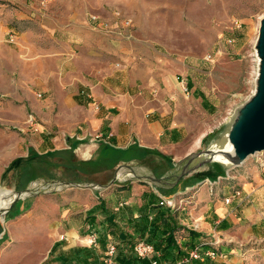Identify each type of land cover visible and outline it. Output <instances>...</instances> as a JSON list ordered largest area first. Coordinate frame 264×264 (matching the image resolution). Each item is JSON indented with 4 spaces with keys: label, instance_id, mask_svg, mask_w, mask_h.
<instances>
[{
    "label": "crops",
    "instance_id": "obj_1",
    "mask_svg": "<svg viewBox=\"0 0 264 264\" xmlns=\"http://www.w3.org/2000/svg\"><path fill=\"white\" fill-rule=\"evenodd\" d=\"M16 18L20 28L17 32L15 28L10 29L8 19H0V47L10 36L15 37L14 42H8L10 49L5 48L0 54V96L10 99L7 109L10 113L2 120L25 129L27 119L33 116L37 126L27 127V131H34L36 135L27 153L20 154L22 147L6 144L3 147L5 158L0 159L3 181L10 164L16 159H27L32 151L39 155L73 151L78 161L99 163L101 169L95 173L110 176L109 182L121 166L133 167L140 176L152 175V172L160 176V170L166 168L161 175L164 177L189 155L208 147L212 135L219 130L217 118L205 115H215L216 109L201 88L188 83L186 93L185 87H178L176 72L169 68V62L160 56L153 43L93 40L87 36L88 31L74 30L78 18L72 10H67L66 3L49 20L23 13ZM15 72L16 78L11 76ZM96 135L103 138L92 141ZM103 153L116 156V161L105 160ZM214 166H204L179 184L184 183L186 190L193 189L199 186L194 181L210 180L211 175L218 173L223 177L227 175ZM246 186L242 193L245 198L250 194ZM173 189H160L148 182L133 180L130 171L123 168L121 180L114 185L81 194L88 196L92 204H87L88 213L81 225L76 220L69 221L63 241L58 239L63 231L56 226L55 199L41 197L31 207L25 203V211L17 207L16 213L20 215L8 220V226L0 229L1 241L12 244L11 253L4 250L0 262L26 264V257L40 256L42 251L35 247V242L39 239L41 223L47 224L46 234L52 240L46 264H64L52 262L50 254L56 244H60L56 255L80 248H95L100 255H107L109 244L115 243L120 249L122 241L134 235L133 229L126 226L127 220L141 215L151 195H157L159 204L160 196L168 198ZM201 189L198 197L207 192ZM181 193L184 194L178 192ZM70 202L81 201L72 199ZM206 204L196 217L194 228L198 229L190 228V237L183 242L178 240L176 232L177 242L182 248L189 242L190 250L202 243L207 244L205 249L214 250L222 242L219 247L225 254L216 264H224L225 258L239 248L234 243L242 240L236 236L237 231L252 212L241 203L231 207L221 202L212 205L209 200ZM124 207H130L132 214L125 216V222H118L121 226L116 236L107 233V218ZM92 211L96 216L94 225L88 219ZM29 218L32 222H25ZM177 221L183 228L185 222ZM93 234L99 241L96 247L91 245ZM103 234L107 239L104 245L100 242ZM94 264H105V258Z\"/></svg>",
    "mask_w": 264,
    "mask_h": 264
},
{
    "label": "rangeland",
    "instance_id": "obj_2",
    "mask_svg": "<svg viewBox=\"0 0 264 264\" xmlns=\"http://www.w3.org/2000/svg\"><path fill=\"white\" fill-rule=\"evenodd\" d=\"M64 3L67 10H72L78 18L76 25L73 26L74 30L88 31L87 36L93 40L105 43L107 40L121 43L151 42L156 45L160 56L166 59L169 68L176 72L174 77L178 79L175 80L178 87L188 88V83L193 87H200L215 107V115L202 112L211 119L216 117L220 125L219 130L212 135V139L223 132L235 109L254 93L258 65L254 47L259 34L260 21L264 18V0H0V19H8L10 29L15 28L17 32L20 28L14 19L20 14H29L37 18L43 16V20H49V17H54L57 9H60ZM94 17H97V21L93 20ZM235 21L243 25L242 29L233 31ZM125 22H130V25L127 26ZM229 38L235 39L233 45L228 43ZM8 42L0 47V54L5 48L10 49L11 44ZM138 49L143 51L142 48ZM116 66L119 67V64ZM11 76L16 78L17 73H12ZM9 104L8 96H0V159L5 158L2 151L5 144L9 147H22L20 153L22 154L27 153L32 147V141H35L33 138L35 132L27 130L36 128L37 125L30 127L26 122L23 129L2 120L6 113H10L7 110ZM263 159L264 153L250 157L241 167L229 173L233 177L232 180L219 179L220 173H218L210 180L202 178L194 181L193 183L197 182L199 185L196 188L186 190L184 183H181L171 190L170 194L174 195L170 197L168 194V199L178 200L177 207L171 210L180 223L185 222L183 228L177 232L178 240L183 242L184 238L189 239L190 228L198 229L194 228L196 217L206 208L207 201L210 200L212 205L221 202L231 207L241 203L244 209L252 213L243 219L240 231H237L236 236H240L242 242L235 240L234 243H237L239 248H235L234 252L225 258L224 264H264V216H262L264 215V167L260 166ZM76 161L79 164L85 163ZM57 163L58 160L51 159L49 166L40 167L37 170V179L25 188L19 183V180L24 182L20 179L21 171L10 172L4 181L0 176V188L10 191L12 201L16 193L28 187L34 190L46 188L47 191L29 195L16 202L4 220L0 218V229L8 226V220L20 215V212L16 213L17 207L25 211V203L31 207L33 202L41 197L55 199L56 226L63 231L62 235L58 236L59 241H63L62 236L68 230L69 221L76 220L81 225V220L88 213L87 204H92L88 196L81 194L92 190L86 186L108 184L110 176L96 174L95 172L101 169L100 166H86L91 174L76 177L65 168L55 167ZM214 167L219 168L218 165ZM165 170L166 168L160 170L161 175ZM151 174L157 178L162 177L153 172ZM52 181L83 187H54L50 183ZM245 185L250 193L247 198L241 195L235 202L230 204L225 202V199L233 193V188L240 189L243 193ZM200 187L201 190L207 191L205 197L204 195L198 197ZM179 191H183L184 194H178ZM72 199H79L81 202H70ZM68 212V216L64 218ZM210 212L211 209L208 210V214ZM25 222L31 223L32 219H26ZM46 227L47 224H40L39 239L35 242V247L42 251L41 255L26 257V264L47 263L52 240L46 234ZM189 244V242L184 244V251H190ZM219 245L217 248L214 247L218 256L212 261L213 264L225 254L220 250ZM31 246L26 244L28 248H32ZM11 248L12 244L6 240L1 241L0 237V255L7 249L8 253H11L9 250Z\"/></svg>",
    "mask_w": 264,
    "mask_h": 264
},
{
    "label": "trees",
    "instance_id": "obj_3",
    "mask_svg": "<svg viewBox=\"0 0 264 264\" xmlns=\"http://www.w3.org/2000/svg\"><path fill=\"white\" fill-rule=\"evenodd\" d=\"M111 155V153H103L102 156L105 160L110 159L115 162L116 156ZM159 156L164 158L161 154H159ZM51 159L58 160L59 163L55 164V167L65 168L76 177L88 175L89 173L91 174L87 167L99 166V163L93 162L79 164L76 161L73 151H58L47 153L45 155H39L32 151L27 159L14 160L7 169L6 175L12 171H21L22 174L20 179L24 180V182L22 183V181L20 182L19 180V183L25 188L30 182L37 179V170L40 169V167L49 166L51 164ZM6 175H4V180L7 177ZM211 176L214 177V175ZM157 201V195H151L150 200L143 207L141 215L136 219L130 217L127 220L126 226L133 229L134 235L126 237V239L122 241V245L120 249L117 250L114 259L115 264H150V259H139L134 254V246L140 241L155 246L156 250L161 253L162 259L167 261L176 262L188 256V252L184 251L177 242L176 232L182 227L179 226L174 212L170 208L161 207ZM132 211L133 210L130 207H124L120 209L118 214H112L113 216L110 215V217L107 218V233L116 236V230L121 226L119 223L123 221L125 222V216H130ZM94 213L95 212L92 211L88 216L90 223H92L91 225L96 223V216ZM104 229L102 225V230ZM190 233L191 235L194 234L193 231H190ZM103 236L104 238L100 241L102 245L105 243L107 244L106 236L104 234ZM99 239H101V237ZM59 248L60 244H56L52 249L50 254V256L53 257L52 262L56 261L64 264H94L103 257L105 258L106 264L107 255H103V253L100 255L95 248H80L69 254L60 253L56 255ZM194 264L210 263L207 261L205 263L195 262Z\"/></svg>",
    "mask_w": 264,
    "mask_h": 264
},
{
    "label": "water",
    "instance_id": "obj_4",
    "mask_svg": "<svg viewBox=\"0 0 264 264\" xmlns=\"http://www.w3.org/2000/svg\"><path fill=\"white\" fill-rule=\"evenodd\" d=\"M255 53L258 60L255 89L252 96L241 106L237 107L224 130L217 138H214L207 148L192 153L186 159L177 164L174 170L161 178L155 175L140 176L131 166L118 167L112 181L107 185L92 184L86 186L89 189L103 190L121 180L123 168H127L133 180L145 181L160 189L175 188L184 178L197 172L207 165H218L224 172H231L241 167L250 157L264 153V18L260 21L259 34L255 43ZM222 157L223 160L217 159ZM54 187H83L77 184L50 182ZM45 193L46 188L34 190L26 188L16 193L9 207L1 212L4 220L7 213L19 200L36 193Z\"/></svg>",
    "mask_w": 264,
    "mask_h": 264
},
{
    "label": "built area",
    "instance_id": "obj_5",
    "mask_svg": "<svg viewBox=\"0 0 264 264\" xmlns=\"http://www.w3.org/2000/svg\"><path fill=\"white\" fill-rule=\"evenodd\" d=\"M95 21H97V17H94ZM127 26L130 25V22H125ZM242 24L239 23V21H235L233 24V31L236 30H240L242 29ZM10 42H14L15 41V37L12 35L9 38ZM228 43L230 45H233L235 43V39L234 38H229ZM185 92H188V89L185 88ZM27 124L30 127H35L37 125L35 119L33 116H29ZM103 137L101 135H96L93 137L92 141H97V140H101ZM261 167H264V159L262 160V162L260 163ZM219 179H227V180H232L233 177L230 176L229 173H227V177H220ZM233 193L231 194V196L227 197L225 199V202L227 204H230L231 202H233L235 199L240 198V196L242 195V191L240 189H236L233 188ZM159 205L161 207H167L170 209H175L178 205V200L177 198H173V199H168L165 197L160 196V202ZM99 241H98V237L96 234H93L91 236V245L93 247H96L98 245ZM206 243H202L200 245L195 246L194 248H192L190 251H188V256L185 257L184 259L180 260V261H176V262H170L167 260L162 259V255L159 251L156 250L155 246L144 242V241H140L138 242L135 246H134V254L139 258V259H150V264H194L195 262H205V261H213L216 259L217 252L214 251L213 249H205L206 247ZM117 245L115 243H111L108 246L107 249V260H106V264H115V256L117 254Z\"/></svg>",
    "mask_w": 264,
    "mask_h": 264
},
{
    "label": "bare ground",
    "instance_id": "obj_6",
    "mask_svg": "<svg viewBox=\"0 0 264 264\" xmlns=\"http://www.w3.org/2000/svg\"><path fill=\"white\" fill-rule=\"evenodd\" d=\"M217 159H222V157H217ZM12 201V196L10 194V191L8 189H1L0 188V216L2 215L1 212L5 210L7 207H9L10 203Z\"/></svg>",
    "mask_w": 264,
    "mask_h": 264
}]
</instances>
